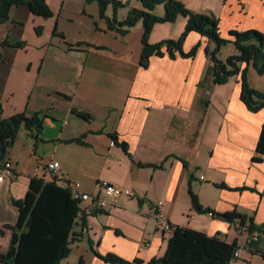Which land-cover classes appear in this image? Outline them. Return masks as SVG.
I'll return each mask as SVG.
<instances>
[{
    "label": "crops",
    "instance_id": "0c3cea01",
    "mask_svg": "<svg viewBox=\"0 0 264 264\" xmlns=\"http://www.w3.org/2000/svg\"><path fill=\"white\" fill-rule=\"evenodd\" d=\"M70 1L47 0L53 11L47 19L24 6L14 7L10 20L0 24V41L26 42L24 47H0L2 116L38 112L44 118L40 135L22 128L6 154L14 175L0 183V227L16 224L14 200L26 195L33 177L50 181L46 163L56 160L61 164L58 181L79 182L90 195L101 193L103 180L134 191V196L122 195L100 211L91 208L90 200L80 201L77 239L60 264L69 259L105 264L95 253L143 263L163 256L173 231L159 227L152 210L158 201H163L160 209L172 225L219 235L242 247L231 264H264V232L252 242L248 232L238 231L239 220L209 215L235 209L264 228V156L261 162L252 161L264 108L252 112L243 103L240 74L215 84L206 53L215 45L194 31L183 44L184 52L200 44L193 58L152 56L149 66L142 68L143 25L134 26L135 35L134 27L121 35L107 29L95 1ZM180 1L192 11L214 14L211 0ZM217 1L226 5L228 0ZM251 4L258 8L262 26L254 24ZM236 5L238 24L226 28L264 32V0H236ZM130 8L142 5L132 0L116 12L117 19H126ZM153 12L162 16L164 6L157 5ZM107 14H114L111 6ZM186 22L178 17L175 30L171 23H157L149 42L179 38ZM55 29L63 37L53 35ZM248 79L251 87L264 91L259 81L251 82L254 75ZM113 133L127 143L128 152L115 144ZM71 139L81 142H68ZM178 144L183 150H170ZM147 163L162 168L143 166ZM205 183L213 195L202 190ZM244 186L248 189H237ZM190 190L204 212L193 208ZM12 233L7 228L0 236V252L8 250Z\"/></svg>",
    "mask_w": 264,
    "mask_h": 264
},
{
    "label": "trees",
    "instance_id": "16d2710c",
    "mask_svg": "<svg viewBox=\"0 0 264 264\" xmlns=\"http://www.w3.org/2000/svg\"><path fill=\"white\" fill-rule=\"evenodd\" d=\"M95 1L99 8V15L107 23V29L125 35L138 22H142V52L139 65L147 68L152 56H164L175 59L177 56L193 58L200 44H197L190 52H184L183 44L192 31L199 33L214 43V48H206L210 59V70L215 84H225L232 76L240 74L241 100L252 112H258L264 108V91L257 90L248 82V66L252 64L258 74H264V32L255 29H231L228 36L223 37L220 31V18L212 13H200L188 9L180 0H137L142 8H130L127 18L119 21L116 12L120 8L130 6L132 0H86ZM164 6V14L156 15L153 10L157 5ZM24 6L33 15L42 18H50L53 11L47 0H0V24L6 23L11 18L14 7ZM114 9V14L108 16L109 7ZM187 19L182 34L177 39H166L158 43H150L149 37L153 27L157 23H173L178 17ZM37 33L42 32V27H36ZM53 35H63L56 29ZM227 43H233L238 54L231 55L227 60L217 58L221 47ZM25 41L10 43L8 39L0 41V47H24ZM69 47L72 45L68 44ZM246 64L244 68L242 65ZM82 118L89 120L90 115L77 112ZM44 118L40 113L28 116L26 113H17L10 117L2 116V104L0 101V158L6 157L8 150L16 143L19 132L25 128L36 132V136L43 131ZM115 144L128 152V145L120 141L118 135H110ZM81 142L80 139H71L68 142ZM264 156V123L256 146V154L253 162H261ZM143 166L162 168V164L147 163ZM221 187H227L220 184ZM238 190L248 189L240 187ZM193 208L204 212L197 196L190 190ZM18 210V220L15 225L0 227V236L5 234L7 228L13 233L9 248L6 252H0V264H60L71 253V244L77 239L74 227L81 212L80 201L72 197L70 189L64 188L56 181H48L44 178L33 177L30 180L29 189L22 199L14 200ZM213 215L233 222L239 220L240 225L248 223V232H264V228L254 225L253 218L237 210L222 213L212 212ZM172 225V224H171ZM174 230L168 240L167 248L163 256L143 263L139 259L128 261L114 253L101 255L95 253L105 264H231L236 242L229 243L219 235H208L196 229L172 225ZM258 252V251H256ZM259 253V252H258ZM264 257V253H261ZM80 264H83L81 260Z\"/></svg>",
    "mask_w": 264,
    "mask_h": 264
},
{
    "label": "built area",
    "instance_id": "2783aa9c",
    "mask_svg": "<svg viewBox=\"0 0 264 264\" xmlns=\"http://www.w3.org/2000/svg\"><path fill=\"white\" fill-rule=\"evenodd\" d=\"M46 168L49 173L50 181H56L59 185L64 188L70 189L72 193V197L78 199L79 201L90 200L91 208L96 211L104 210L112 205H114L115 201L118 197L125 195L128 197L134 196V191L132 188L127 186H121L117 184H113L109 181L103 180L100 182V194L90 195L81 190V184L79 182H59L58 176L59 171L61 169V164L59 161L50 160L46 163ZM13 163L7 157L0 158V183L5 179H12L14 175ZM203 178V177H201ZM163 204V201L156 202L153 207V215L157 219V223L160 228L165 231H173L174 227L167 221V218L164 212L160 209ZM210 216H214L212 212H209ZM239 232H248V229L244 226L238 227ZM249 233V232H248ZM261 232L254 231L250 234L251 241L254 242L258 239V236ZM243 251L242 247H237L234 251L233 259H237L240 257Z\"/></svg>",
    "mask_w": 264,
    "mask_h": 264
},
{
    "label": "rangeland",
    "instance_id": "374dc122",
    "mask_svg": "<svg viewBox=\"0 0 264 264\" xmlns=\"http://www.w3.org/2000/svg\"><path fill=\"white\" fill-rule=\"evenodd\" d=\"M79 1L82 2L83 0L82 1L81 0H72L70 2L73 4H77V3H79ZM121 1H127V0H121ZM93 4L96 7L98 6L96 2H94ZM229 4H232V5L229 6ZM89 5H92V4H89ZM209 6L213 10L214 14L221 19V22H220V31L222 33L221 35L223 37H226L228 35V31L230 30V27L229 28H226V27H228L230 25H237L238 24L237 16H238V13H240L239 12L240 8L237 7L236 0H228L226 5H222V2H219L217 0H211V3ZM249 8H250V12H253V15L255 16L254 24L262 26L263 23L261 20V14H260V12H258V8L254 4H251L249 6ZM120 10L121 9H119L118 11H120ZM138 25L142 28V22L141 21L138 23ZM171 25H173L174 30L179 27V26L177 27V25H179V24H174V22L171 23ZM136 29H137V27H134L132 33H134ZM135 33L133 35H135ZM168 39H170V38H168ZM164 40H166V39H164ZM232 53L238 54V50L233 43H227L221 47V49L217 53V58L224 61V60H227V58L229 56L234 55ZM253 69L254 68H253L252 64H250L248 66V72H247L248 78H249V76L252 78V75H254L255 79H252L251 82H253V84H257V81H259L260 84L264 87V74L260 75L257 73L256 70H253ZM160 132H161V135H162V133H164V123L160 129ZM170 147H172V146L170 145ZM179 147L181 150H183V146H180L179 144H178V146H176V148L172 147V148H170V150H178L177 148H179ZM199 173L204 174V171H200ZM202 190L207 195H213L215 193L214 190L212 189V187L210 185H207V183L203 184ZM71 258L73 259L72 256H71ZM63 264H78V261L75 262V261L69 259L68 263L64 262Z\"/></svg>",
    "mask_w": 264,
    "mask_h": 264
}]
</instances>
